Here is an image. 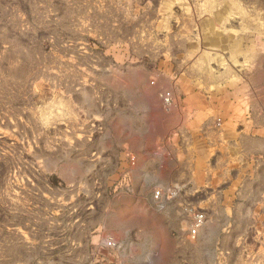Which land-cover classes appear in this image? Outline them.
<instances>
[{
	"label": "rangeland",
	"instance_id": "374dc122",
	"mask_svg": "<svg viewBox=\"0 0 264 264\" xmlns=\"http://www.w3.org/2000/svg\"><path fill=\"white\" fill-rule=\"evenodd\" d=\"M189 16L264 45V0H0V264H264V176L159 177L154 118L174 100L135 99L126 74Z\"/></svg>",
	"mask_w": 264,
	"mask_h": 264
},
{
	"label": "crops",
	"instance_id": "0c3cea01",
	"mask_svg": "<svg viewBox=\"0 0 264 264\" xmlns=\"http://www.w3.org/2000/svg\"><path fill=\"white\" fill-rule=\"evenodd\" d=\"M176 21L180 27L167 33L152 27L163 34L145 49L156 63L126 71L143 74L135 99L150 88L158 99L164 89L173 96L174 107L163 106L154 118V146L172 153L168 163L156 160L157 174L180 185H222L230 191L240 178L264 176V45L252 32L224 28L240 24L234 21L195 16ZM131 116L136 131L148 129L145 113Z\"/></svg>",
	"mask_w": 264,
	"mask_h": 264
},
{
	"label": "built area",
	"instance_id": "2783aa9c",
	"mask_svg": "<svg viewBox=\"0 0 264 264\" xmlns=\"http://www.w3.org/2000/svg\"><path fill=\"white\" fill-rule=\"evenodd\" d=\"M163 100H164V103L169 104L170 106L173 105V96H172L171 91H167L163 95ZM160 193L161 192L158 191L156 195L159 196ZM203 224H204V216L202 214L196 216L194 225L191 230L192 235H196Z\"/></svg>",
	"mask_w": 264,
	"mask_h": 264
}]
</instances>
